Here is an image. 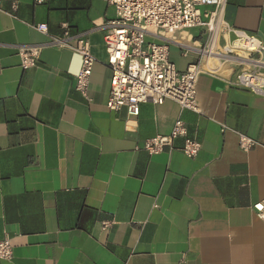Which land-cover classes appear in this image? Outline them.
I'll return each mask as SVG.
<instances>
[{
	"label": "crops",
	"instance_id": "1",
	"mask_svg": "<svg viewBox=\"0 0 264 264\" xmlns=\"http://www.w3.org/2000/svg\"><path fill=\"white\" fill-rule=\"evenodd\" d=\"M13 1L0 0V238L13 247L0 264H264V224L251 207L264 198V149L244 152L234 132L220 131L223 123L264 140V94L203 72L197 113L173 100L146 102L136 117L110 110L99 25L113 7L15 0L13 11ZM223 17L264 40V0H227ZM62 22L86 32L95 57L89 101L74 89L77 52L45 47L33 67L19 66L18 46L47 41ZM199 33H166L177 70L196 59L189 47ZM177 118L201 144L194 158L181 139L155 155L134 149Z\"/></svg>",
	"mask_w": 264,
	"mask_h": 264
},
{
	"label": "built area",
	"instance_id": "2",
	"mask_svg": "<svg viewBox=\"0 0 264 264\" xmlns=\"http://www.w3.org/2000/svg\"><path fill=\"white\" fill-rule=\"evenodd\" d=\"M227 0H105L114 9V17L99 26L107 54L106 65L111 72L106 106L110 110L125 108L129 117L139 114L146 102L160 105L165 100L175 101L180 108L198 112L196 81L203 72L225 77L230 86L251 93L264 94V40L243 29L229 25L223 12ZM41 4L44 0H34ZM17 2H12V10ZM35 28L44 33L47 25ZM198 28L199 35L190 51L196 59L185 70L179 71L169 59L171 40L166 33ZM47 41L18 46L19 66L27 70L36 64L39 52L45 47L67 48L77 52L81 66L74 75V89L89 101V82L95 63L86 32H73L62 22L60 33L48 35ZM229 66L231 75L221 72ZM226 75V76H225ZM232 131L237 136V146L247 152L254 147L264 149V140L254 139L226 124L220 131ZM181 139V152L194 158L201 144L188 135L184 122L177 118L169 134H156L135 145L149 155L173 148ZM255 216L264 224V198L252 204ZM114 220L104 221L106 229ZM13 256L11 240L0 238V260Z\"/></svg>",
	"mask_w": 264,
	"mask_h": 264
}]
</instances>
